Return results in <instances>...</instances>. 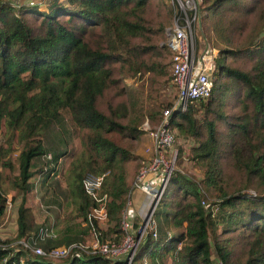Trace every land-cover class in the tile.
Wrapping results in <instances>:
<instances>
[{
    "label": "trees",
    "instance_id": "16d2710c",
    "mask_svg": "<svg viewBox=\"0 0 264 264\" xmlns=\"http://www.w3.org/2000/svg\"><path fill=\"white\" fill-rule=\"evenodd\" d=\"M44 2L0 4V126L12 152L14 138L21 145L18 176L10 181L21 195L18 239L29 238L24 203L33 187L31 161L45 154L43 136L67 110L81 133L62 172L75 218L89 232L90 209L103 205L110 225L100 230L101 241L119 243L126 234L129 164L137 158L144 114L155 123L161 108L172 105L157 99L159 87L171 80L166 70L171 52L159 42L175 13L169 0ZM196 5L207 36L221 42L211 95L198 104L210 118L194 117L192 103L186 111H173L169 123L195 142L188 158L202 176L173 171L159 215H171V224L181 230L172 235L160 230L158 237L149 231L131 264H264V0H196ZM124 76L137 77L136 91L128 90ZM4 158L0 152L1 167L11 171L13 163ZM87 172L108 173L101 201L84 192ZM2 182L0 170V188ZM5 204L0 190V216ZM92 224L97 228L96 220ZM17 246L0 243V264L125 263L85 252L54 262Z\"/></svg>",
    "mask_w": 264,
    "mask_h": 264
},
{
    "label": "rangeland",
    "instance_id": "374dc122",
    "mask_svg": "<svg viewBox=\"0 0 264 264\" xmlns=\"http://www.w3.org/2000/svg\"><path fill=\"white\" fill-rule=\"evenodd\" d=\"M27 1L29 0H0V4L1 2H9L16 6H19L25 5L24 3H27ZM34 1H45L44 4H46V0ZM169 2L172 5V10L175 14L172 15L170 22L165 26L164 38L159 42V45L165 52H168V48L166 46V39L168 31L171 28L173 22L177 19V17L180 18V22H184V12L179 6L180 0H169ZM192 14L193 13L191 10L186 9L185 15L192 17ZM190 31L193 36V43L195 49L194 53L196 56L207 54L212 49L216 51V56L218 55V46L221 44V42L216 43L213 36H207L205 25L203 26L202 22L198 20V17L197 19L195 17L194 20L190 21ZM210 31V34L215 35L214 30L211 29ZM166 70L168 74H170V57L166 66ZM214 72L212 75V81H214ZM136 78V76L131 78L128 76L123 77V83L126 85L129 91H133L135 89ZM219 82L220 81H218V83ZM134 91H136V89ZM176 94L177 90L175 85L173 84L171 77V80L169 81L168 85H162L161 87H159L157 103L159 105H165L169 101L173 103L176 99ZM206 101L207 100L203 102ZM200 102L202 101L193 103L196 109L193 115L199 121L202 122L207 117L210 118V115H206L203 107L198 105ZM141 104L142 102H139L136 107H140ZM167 107L169 106H164L161 108V111L160 113H158L157 121L155 123H151L149 117L146 115L147 113L144 114V120L141 124V129L144 130V133L140 136V139L136 143V147L134 149V154L137 158L134 162H131L129 164L128 180H130L131 182L138 174L140 169L151 162L155 144L151 139L150 130L154 129V127L159 124L161 120L160 116L163 110ZM229 112H234V110L229 108ZM62 115L63 120L61 119L59 121L61 123L52 125L51 128H49L43 136L42 147L44 149L45 154H49L51 156V160H47V158H43V156H41L40 158L38 157L37 160H35L36 165L35 163L31 164L33 177H31L30 181L33 184V187L31 191L26 193L24 203L27 217L26 222L27 226H29L27 231L29 234V239L31 240V238L34 237L33 235L38 231L41 226H45L46 224L52 223H55L54 226H56V222H59L58 228L61 227L62 232H58L57 226L54 229L57 230L56 233L59 235V237L60 235L64 237L66 235L65 245L70 242H73L70 241L72 238H76L73 243H91L93 242L94 237L101 240L100 230H106L110 223L108 219L105 218H103L101 221L96 220L98 224L97 228L92 227L91 225V230L89 232H86L85 224L75 218V209L72 204L70 191L67 186L66 180L62 178V172L67 168L66 165L70 157L78 149L81 133L78 126L74 123V120L72 119V116L69 111H64ZM170 130L173 134V143L170 151L175 155L176 169L180 170L182 173L190 177L200 179L202 176L201 167L197 164H194L188 158V149L195 142L192 140L191 137L178 134L176 129ZM7 138L8 136H6L3 126H0V152L4 153V159H9L13 163L11 171L3 170L0 165V170H2L3 172V182L0 190L3 191L4 197L6 199L4 212L2 216H0V243L9 247L18 248L17 244H23L29 241V239L25 241L20 238L18 239L19 231L17 227V211L21 201V195L17 191V189L12 187V184L10 183V181L14 180L18 176L17 156L19 153V149H21V145L18 144L15 140L16 138H14L12 142L14 146V151L12 152V150L8 148V143L6 140ZM141 140H143L142 143H140ZM140 144L142 147H144V149H150L151 156L149 158H145L141 154H136L135 150L138 146H140ZM180 148H182V152H180ZM54 156H57L56 160L54 159ZM46 169L49 170L47 171ZM253 190V188L248 189V191L250 192H252ZM160 211L161 209L158 206L156 212H154L153 214V221L154 225L156 226V232L158 236L160 234V230L166 232L168 235H172L173 233L181 230V228H175L171 224V215L168 216V218H164L163 216L159 215ZM126 212L129 215L128 221H130L131 223L133 220L137 222L134 225V230L136 229L135 231H137L139 224L141 223V219H137L135 217L134 209H129L127 207ZM123 213L125 214V209L123 210ZM217 223H219L218 225L219 227H221L222 221H219ZM130 231L131 230H129V232ZM107 240H109V238H107ZM53 246L58 245L52 244L50 247ZM131 254L132 252H130V254L126 257L121 256L119 258H121V260L128 261ZM127 257L128 259H125ZM114 260H117V258H115ZM53 261L59 262L62 261V259H54Z\"/></svg>",
    "mask_w": 264,
    "mask_h": 264
},
{
    "label": "built area",
    "instance_id": "2783aa9c",
    "mask_svg": "<svg viewBox=\"0 0 264 264\" xmlns=\"http://www.w3.org/2000/svg\"><path fill=\"white\" fill-rule=\"evenodd\" d=\"M179 6L184 12V22H180V18L177 17L168 31L166 39V46L171 52L170 74L177 90L176 99L170 107L163 110L159 124L150 130L151 139L155 144L153 157L148 165L140 169L133 179L129 190L128 200L133 191H142L145 196L144 206L140 213L135 212V217L137 216L141 219L138 230L135 231L133 223L128 221L129 215L126 212V206L122 220V228L126 234L119 243L111 240L101 241L96 237L91 243L77 242L48 248L30 244L29 242L23 243L35 255L54 260L70 255L79 256L81 252H85L87 254L99 253L111 259H121L119 257H126L132 252L129 260L125 261L126 264H131L138 245L147 236L148 232L152 231V236H157L153 214L158 208L171 174L177 170L175 167V155L170 151L173 143V134L169 123L170 115L176 110L186 111L192 103L208 100L213 84L212 75L215 70V50L212 49L207 54L199 56L194 53L190 21L197 17L196 1L180 0ZM186 9L192 11V17L185 15ZM146 151L151 152L150 149ZM106 174L108 173L96 175L92 172H87L82 179L84 192L96 201L103 199L99 197V191ZM203 204L213 213L217 211V208L209 207L205 202ZM105 213L103 205L92 207L88 214V222L93 226L92 222L94 219L97 221H101L103 218L107 219ZM129 230L131 231L129 232ZM125 259H128V257ZM216 264L221 263L217 262Z\"/></svg>",
    "mask_w": 264,
    "mask_h": 264
},
{
    "label": "crops",
    "instance_id": "0c3cea01",
    "mask_svg": "<svg viewBox=\"0 0 264 264\" xmlns=\"http://www.w3.org/2000/svg\"><path fill=\"white\" fill-rule=\"evenodd\" d=\"M142 142H143V140H141L140 143H142ZM147 149H144V147H142L141 144H140V146H138L135 151H136V154H141L145 158H149L151 156V152L146 151ZM41 156H43V158H47V160H49L51 158V156L49 154L48 155L44 154V155H41ZM41 156H37V157L33 158L32 161H31V164L35 163V160H37V158L38 157L40 158ZM35 165H36V163H35ZM46 170L48 171L49 169H46ZM128 182H129L130 187H131L132 182L130 180H128ZM144 199H145V196L142 193V191H133L132 194H131V197L129 198V200L127 202L129 204V206L127 204V207L129 209H134V211L136 213H140V210L144 206V202H145ZM136 218L138 219L139 217L136 216ZM26 221H27V217H26ZM132 223H133V225H135L137 222L133 220ZM54 224L55 223L46 224L45 226H41L38 229V231L33 235L34 237H32L31 240L28 238L29 239L28 242L30 244L42 245L44 248H48L52 244H57L58 246L59 245H61V246L65 245V243H66L65 242L66 235H65V237L62 236V235H60V237H59V235L56 233L57 230L54 229L56 226L58 228L59 222H56V224H57L56 226H54ZM58 232H60V233L62 232L61 227L58 228ZM75 239L76 238H72L70 241L74 242ZM73 242H70V243H73ZM70 243H68V244H70Z\"/></svg>",
    "mask_w": 264,
    "mask_h": 264
}]
</instances>
